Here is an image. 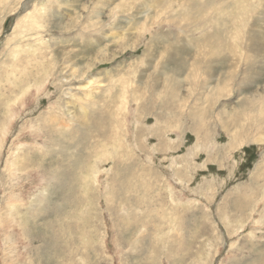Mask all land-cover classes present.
Listing matches in <instances>:
<instances>
[{
  "label": "rangeland",
  "instance_id": "rangeland-1",
  "mask_svg": "<svg viewBox=\"0 0 264 264\" xmlns=\"http://www.w3.org/2000/svg\"><path fill=\"white\" fill-rule=\"evenodd\" d=\"M262 101L264 0H0V264H264Z\"/></svg>",
  "mask_w": 264,
  "mask_h": 264
},
{
  "label": "bare ground",
  "instance_id": "bare-ground-1",
  "mask_svg": "<svg viewBox=\"0 0 264 264\" xmlns=\"http://www.w3.org/2000/svg\"><path fill=\"white\" fill-rule=\"evenodd\" d=\"M219 33V32H218ZM215 38V37H214ZM206 40H208L207 38H205V40H203V41H206ZM209 40H210V38H209ZM264 101H262L261 103V106H263V103ZM52 129V128H51ZM65 130L66 129H64L63 130V132H62V134L63 133H67V132H65ZM54 131V130H53ZM52 130H51V132H53ZM55 132H56V130H55ZM54 132V133H55ZM54 133H52V134H54ZM66 136V135H65ZM64 140H65V137H62V143L60 142V144L61 145H65V142H64ZM65 146H67V145H65ZM60 154H65V152H63V151H61V152H59ZM94 164H96V163H94ZM96 166V165H95ZM53 170H56V169H53ZM56 174V173H55ZM63 174V173H62ZM62 174H60V175H62ZM57 175V174H56ZM58 176V175H57ZM58 179V178H57ZM17 185V184H16ZM16 187V186H15ZM226 191V190H225ZM10 204V203H9ZM15 204V203H14ZM9 207H11V206H8V208ZM260 207V206H259ZM7 208V209H8ZM27 209H28V207H27ZM27 209H26V211H27ZM29 210H31L30 208H29ZM30 212V211H29ZM9 219H11L10 217L9 218H7V221L9 220ZM14 218H12V220H13ZM261 219V218H260ZM56 223V222H55ZM48 223H43L42 224V227L44 228V229H46L47 230V235H46V237H45V240H46V242L49 244V246L51 247V249H53V250H55V249H58L59 248V245H58V243H57V241L61 238L60 236V234H61V232L59 233L58 231V233H54V232H50V231H48V229L47 228H49V225H47ZM51 224V223H50ZM33 226V225H32ZM63 226V225H62ZM55 227V226H54ZM57 227H58V225H57ZM61 227V226H60ZM36 229V228H35ZM38 229V228H37ZM50 229H52L53 230V228H50ZM55 229V228H54ZM60 229V228H59ZM65 229H66V227L65 226H63L62 227V230L65 232ZM258 229V228H257ZM41 230V229H40ZM61 230V229H60ZM37 231V230H36ZM55 232H56V230H55ZM66 233V232H65ZM254 233V232H253ZM37 236V235H36ZM44 235H42V237H43ZM52 237V241L50 242V240H49V237ZM73 238V237H72ZM41 240H43V239H41ZM43 246V245H42ZM47 247V246H46ZM43 248H45V247H43ZM45 250H47V249H45ZM48 252V251H47ZM47 256V255H46ZM258 262V261H257ZM262 262V261H261ZM262 264V263H261Z\"/></svg>",
  "mask_w": 264,
  "mask_h": 264
}]
</instances>
